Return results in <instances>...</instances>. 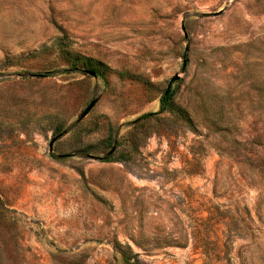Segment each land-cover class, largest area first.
<instances>
[{"label":"rangeland","instance_id":"1","mask_svg":"<svg viewBox=\"0 0 264 264\" xmlns=\"http://www.w3.org/2000/svg\"><path fill=\"white\" fill-rule=\"evenodd\" d=\"M118 244L264 264V0H0V264Z\"/></svg>","mask_w":264,"mask_h":264},{"label":"trees","instance_id":"2","mask_svg":"<svg viewBox=\"0 0 264 264\" xmlns=\"http://www.w3.org/2000/svg\"><path fill=\"white\" fill-rule=\"evenodd\" d=\"M90 62H91L90 60L86 61L88 66H91ZM73 63H74L73 66L76 67L77 64L79 63V60H75ZM175 93H176L175 91H172L170 89L164 92V94L161 96V99H160L161 108L157 114L168 112V113L174 114L176 117L181 119L184 124L190 125L191 122H190V119L187 113L173 104L172 99L175 96ZM150 117H152V114H145L135 123L147 121L150 119ZM107 160L110 161L111 158L109 157ZM116 249L121 254L122 259L125 264H144L135 254H133V251L131 250L130 246H123L121 244H118L116 246Z\"/></svg>","mask_w":264,"mask_h":264},{"label":"water","instance_id":"3","mask_svg":"<svg viewBox=\"0 0 264 264\" xmlns=\"http://www.w3.org/2000/svg\"><path fill=\"white\" fill-rule=\"evenodd\" d=\"M182 30H183V32H184V34H185V37H186V32H185V28H184V26H182ZM184 65H185V62H184ZM87 74H89L90 76H95V73L94 72H87ZM168 90H169V88H168ZM167 90V91H168ZM96 104V100H93L90 104H89V106L86 108V110L83 112V114L81 115V118H83V117H85L90 111H91V109L94 107V105ZM52 148V144L50 145V149ZM112 152H113V150H112ZM111 152V153H112Z\"/></svg>","mask_w":264,"mask_h":264}]
</instances>
